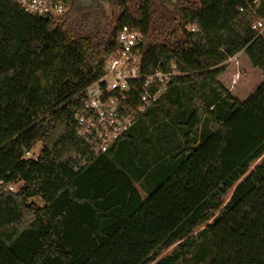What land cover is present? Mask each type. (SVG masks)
<instances>
[{
    "label": "trees",
    "instance_id": "trees-1",
    "mask_svg": "<svg viewBox=\"0 0 264 264\" xmlns=\"http://www.w3.org/2000/svg\"><path fill=\"white\" fill-rule=\"evenodd\" d=\"M67 3L39 18L0 0V264H264V80L239 95L224 83L239 57L264 79V0H112L114 21ZM123 25L143 36V74H179L182 143L142 167L127 158L135 122L80 166L81 94Z\"/></svg>",
    "mask_w": 264,
    "mask_h": 264
},
{
    "label": "built area",
    "instance_id": "built-area-1",
    "mask_svg": "<svg viewBox=\"0 0 264 264\" xmlns=\"http://www.w3.org/2000/svg\"><path fill=\"white\" fill-rule=\"evenodd\" d=\"M26 13L39 18H59L68 10L67 0H15ZM256 10L258 3L253 6ZM242 11V10H241ZM253 30L264 39V20ZM119 50L107 62L104 75L81 94V109L75 115V135L85 146L87 160L106 154L133 127L137 118L152 109L169 90L176 72L157 69L143 74V36L123 25L117 34ZM31 156L30 152L26 157Z\"/></svg>",
    "mask_w": 264,
    "mask_h": 264
},
{
    "label": "rangeland",
    "instance_id": "rangeland-1",
    "mask_svg": "<svg viewBox=\"0 0 264 264\" xmlns=\"http://www.w3.org/2000/svg\"><path fill=\"white\" fill-rule=\"evenodd\" d=\"M187 6L189 5H183L181 8ZM145 42L148 43V39H146ZM231 69H234V72H232ZM253 70L254 69L251 68L247 59L239 57L237 62H235V60L229 62V69L226 72L227 75L225 76L224 83L229 84L230 82V89L238 95L241 93L246 94L248 92L246 83L250 78L257 83L261 76L260 84L264 80L262 75L259 74V71ZM231 79L232 81H230ZM233 81L236 82L235 85L232 84ZM168 92L169 90L158 100L153 107V113H150L145 119H139L136 121L134 125L135 127L133 126L134 129H139V135L137 134L135 137V146H133L129 153H127V158L135 163L140 161L142 167L145 164H154L156 161H160L167 153L177 151V148L182 143L180 127L184 122V119L182 118L179 109H177L178 106L176 107L174 105L176 98H173ZM140 130L141 133H139ZM257 164L258 163L253 165L252 169ZM137 167L142 169L138 164ZM154 174L155 172L153 170L147 172L145 179L137 184L143 200H146L149 194L142 189V185H147L152 180ZM147 187L149 191H154L156 188L154 183L147 185ZM35 201L36 203L41 204L39 200L36 199ZM171 251V249L167 251L164 256Z\"/></svg>",
    "mask_w": 264,
    "mask_h": 264
},
{
    "label": "water",
    "instance_id": "water-1",
    "mask_svg": "<svg viewBox=\"0 0 264 264\" xmlns=\"http://www.w3.org/2000/svg\"><path fill=\"white\" fill-rule=\"evenodd\" d=\"M164 1V0H163ZM169 1L172 5H177V3L181 0H165ZM75 4L80 8H88L90 7L94 2H98L106 12L107 16L110 18L111 21L115 20L114 11H112L111 2L112 0H74ZM254 171V168L251 170V172Z\"/></svg>",
    "mask_w": 264,
    "mask_h": 264
},
{
    "label": "flooded vegetation",
    "instance_id": "flooded-vegetation-1",
    "mask_svg": "<svg viewBox=\"0 0 264 264\" xmlns=\"http://www.w3.org/2000/svg\"><path fill=\"white\" fill-rule=\"evenodd\" d=\"M165 1V0H164ZM167 2V1H166ZM169 2V1H168Z\"/></svg>",
    "mask_w": 264,
    "mask_h": 264
}]
</instances>
